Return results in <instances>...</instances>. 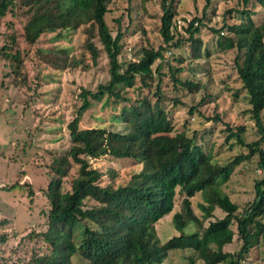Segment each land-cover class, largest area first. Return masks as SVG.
<instances>
[{"label":"trees","instance_id":"1","mask_svg":"<svg viewBox=\"0 0 264 264\" xmlns=\"http://www.w3.org/2000/svg\"><path fill=\"white\" fill-rule=\"evenodd\" d=\"M114 1L0 0V20L6 15L17 18L18 7L26 10L22 13L25 17L19 20L18 29L22 41L29 46L35 45L43 33H54L58 39L68 31L83 27V50L77 55L70 54L62 46H52L46 51L35 50L36 56L49 67L65 70L81 64L84 68L96 65L101 49L95 40L102 46L108 64L105 83L98 84L95 90L81 89L80 105L67 124L71 145L67 151L54 155L48 164L51 175L46 190H43L48 200L45 228L39 232L31 228L28 234L39 236L44 250L40 254H32V263L73 264L72 258L76 256L88 264H164L170 252L189 250V264H242L245 255L264 235V222L260 220L264 216V149L261 147L264 141V119L261 116L264 111V0H242L245 5L252 1V5L261 7L263 16L260 24L251 18L254 11L246 9L240 12L241 22L224 24L218 30L211 28L218 34L220 48L236 50L237 75L248 94L249 111L260 134L258 140L246 142L242 136L244 126L233 130L226 124L224 141L233 140V143L249 150L247 155L236 156L227 166L215 162L211 149L197 143L194 135L190 136L186 131L174 132L165 100L178 104L180 95L167 96L161 87L163 76H169L174 92L182 91V96L197 93L202 88L200 80L192 77L182 79L179 75L185 70L186 61L200 58L202 40L197 33L206 17L205 10L200 18L194 17L189 21L185 28L187 37L175 39L173 29L177 28L176 15L181 0H158L161 10L158 32L162 44L155 48L149 42L144 26H140L147 45L141 46L139 56L124 64L120 62L119 55L130 20L122 27V17L114 18L117 28L113 35L106 15L112 12L109 4ZM124 1L128 6L132 1L144 6L152 0ZM129 12L127 15L130 17ZM194 21L199 26H193ZM14 26L12 19L7 21L6 27L11 30L2 35L0 56L8 61L11 82L20 83L25 78L22 72L25 56L21 54L19 34ZM224 28L231 35H225ZM182 44H186L189 56L173 55L171 62H167L166 73H161L160 64L157 65L152 94L135 101L123 97L118 88L131 87L136 79L142 86L151 88L155 79L152 65L156 60L164 59L166 49L179 48ZM105 95L126 101L114 116L122 127L81 128L82 115L93 102L101 101ZM192 109H189L190 114ZM213 119H219V115ZM254 155L255 168L263 174L254 180L252 199L239 211V206L221 189V185L229 177V167ZM100 157L131 160L138 170L126 183L114 186L117 172L113 167L100 171L90 164L91 159ZM73 165L77 166V173L69 190L63 191V179ZM104 175L109 176V182L102 185ZM24 185L31 197L33 189L27 182ZM177 192L183 198L172 222L179 234H173L162 242L155 224L173 210ZM197 192L203 197L199 204L201 218L191 207L190 199ZM86 200L94 201V204L86 206ZM215 208L225 214L203 225V220L210 218ZM77 228L81 231L76 242ZM234 234L241 240L240 248L237 252L224 251L223 246L232 242ZM5 240L6 234H1L0 242Z\"/></svg>","mask_w":264,"mask_h":264},{"label":"rangeland","instance_id":"2","mask_svg":"<svg viewBox=\"0 0 264 264\" xmlns=\"http://www.w3.org/2000/svg\"><path fill=\"white\" fill-rule=\"evenodd\" d=\"M252 4L250 1L245 5L242 0H181L176 15L177 28L173 29L175 39L187 37L185 28L189 21L194 17L200 18L204 10L206 12L197 33L202 40L200 58L191 61L187 59L185 70L179 75L182 79L192 77L200 80L202 88L197 93L182 96V91L174 92L169 76H163L161 83L165 95H180L181 102L178 104H173V100H165L174 132L186 131L188 135H194L197 143L211 149L213 160L221 166H227L236 156L247 155L249 152L245 146L233 143V140L224 141L226 124L233 130L237 126H244L242 136L246 142L258 140L260 134L249 111L248 94L237 75L234 61L236 50L220 48L217 43L218 34L211 28L218 30L224 24L241 22L240 12L246 9L254 11L251 18L260 24L263 16L261 7ZM109 9L112 12L106 15V20L113 35L117 28L114 18L122 17V27L130 20L129 30L122 39L124 46L119 55L120 62L125 64L128 60L135 59L140 54L141 46L147 45L140 26H144L149 42L155 48L162 44L158 32V17L161 15L158 0L148 1L144 6L138 1H132L128 6L124 0H116L109 4ZM16 11L17 18L6 15L0 20V45L3 33L11 30L6 27V23L12 19L15 24L13 28H17V35L19 34L21 54L25 56L22 69L25 78L20 83L11 82L8 61L0 56V235L6 234V240L0 242V264H33L32 254H40L44 250V244L39 236L28 234L31 228L35 232L45 228L48 200L43 190H46L51 175L48 164L54 155L67 151L71 145L67 124L75 116L76 107L80 105L81 89L95 90L98 84L105 83L108 80V64L102 46L95 40L101 49L96 65L84 68L81 64L77 68L65 70L49 67L36 56L35 50L40 48L46 51L52 46H62L70 54L77 55L83 50V27L68 31L64 37L58 39H55L54 33H43L35 45L29 46L22 41L18 29L19 20L25 17L22 13L26 10L18 7ZM128 11L130 17L127 15ZM193 26H199V23L194 21ZM223 32L231 35L226 28ZM187 50L186 44H182L179 48L169 47L163 52L164 59H158L152 65L155 79L151 88L142 86L136 79L133 86L120 87L118 90L130 101L142 100L154 91L157 65L160 64L161 73H166L167 62H171L173 55L181 53L188 57ZM125 105L126 101L105 95L101 101L93 102L82 115L80 127L105 126L109 129H120L122 125L116 123L114 116ZM190 108H193L192 114L189 113ZM216 114L219 119L214 120ZM261 116L264 119V111ZM261 147L264 149V141L261 142ZM255 162L256 155L241 159L238 164L229 167V177L221 185V189L239 206V211L252 199L254 180L263 174L259 168H255ZM90 164L100 171L113 167L117 172L114 186L126 183L132 173L138 170L133 161L113 157L91 159ZM76 173L77 166L73 165L63 179V191L69 190ZM26 182L33 189L34 194L31 197L27 194L24 185ZM108 182L109 176L104 175L101 184ZM182 198L183 195L177 192L173 210L155 224L162 242L173 234H179L172 222V216L180 210ZM190 200L193 212L201 218L199 204L203 202L202 194L197 192ZM85 204L90 206L94 201L86 200ZM224 214L219 208H215L211 217L203 220V225ZM260 220L264 222V216ZM195 227L196 225L191 226V230ZM232 229L236 233L235 225ZM80 231V228L75 230L76 242L80 239ZM240 246L241 240L234 234L232 242L225 244L223 250L237 252ZM190 255L189 250L170 252L163 263L189 264ZM72 263L88 264L76 256L72 258ZM242 264H264V235L259 237L258 243L245 255Z\"/></svg>","mask_w":264,"mask_h":264}]
</instances>
